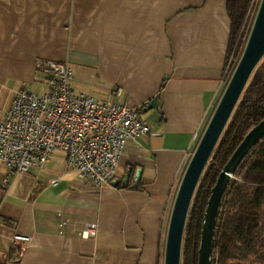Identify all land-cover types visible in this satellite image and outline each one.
I'll list each match as a JSON object with an SVG mask.
<instances>
[{
    "label": "crops",
    "instance_id": "obj_1",
    "mask_svg": "<svg viewBox=\"0 0 264 264\" xmlns=\"http://www.w3.org/2000/svg\"><path fill=\"white\" fill-rule=\"evenodd\" d=\"M227 2L0 0V117L16 90L37 85L43 58L68 63L77 91L141 109L153 128L127 143L117 186L79 178L61 152L6 185L0 163V264H164L178 187L225 88ZM88 223L95 237L82 236ZM15 235L26 240L13 246Z\"/></svg>",
    "mask_w": 264,
    "mask_h": 264
},
{
    "label": "built area",
    "instance_id": "obj_2",
    "mask_svg": "<svg viewBox=\"0 0 264 264\" xmlns=\"http://www.w3.org/2000/svg\"><path fill=\"white\" fill-rule=\"evenodd\" d=\"M35 65L41 75L39 89L25 85L16 90L0 117V163L7 168L3 184L16 174L43 169L56 152L64 154L79 178L95 187L112 184L127 143L150 135L151 124L141 109L77 91L68 63L37 58ZM97 233L98 224L88 223L82 236ZM22 240L26 238L15 235L12 245Z\"/></svg>",
    "mask_w": 264,
    "mask_h": 264
},
{
    "label": "trees",
    "instance_id": "obj_3",
    "mask_svg": "<svg viewBox=\"0 0 264 264\" xmlns=\"http://www.w3.org/2000/svg\"><path fill=\"white\" fill-rule=\"evenodd\" d=\"M255 0H228L231 20L228 64L236 58ZM238 61L240 60L237 57ZM237 61L233 60V65ZM235 63V64H234ZM236 67V65H235ZM231 69H227L225 83ZM141 112V110H140ZM264 119V59L258 65L202 175L189 212L182 264H198L204 215L212 189L245 135ZM222 197L212 251V264L264 262V137L238 166ZM239 179L242 182H239Z\"/></svg>",
    "mask_w": 264,
    "mask_h": 264
},
{
    "label": "water",
    "instance_id": "obj_4",
    "mask_svg": "<svg viewBox=\"0 0 264 264\" xmlns=\"http://www.w3.org/2000/svg\"><path fill=\"white\" fill-rule=\"evenodd\" d=\"M263 57L264 0H261L244 52L220 96L181 179L172 206L164 264H182L185 230L197 187L255 68ZM155 103L156 101L152 100L144 111L153 108ZM263 137L264 119L245 135L220 172L204 215L198 264H212L214 234L222 197L240 163ZM131 171L129 169L127 172L124 186L129 184ZM137 177L139 180L141 174L138 173ZM120 181L115 179L112 185L117 186Z\"/></svg>",
    "mask_w": 264,
    "mask_h": 264
},
{
    "label": "rangeland",
    "instance_id": "obj_5",
    "mask_svg": "<svg viewBox=\"0 0 264 264\" xmlns=\"http://www.w3.org/2000/svg\"><path fill=\"white\" fill-rule=\"evenodd\" d=\"M260 3H261V0H255L254 7H253V9H252V11H251V13H250V17H249V19H248V21H247L246 27H245L244 32H243L241 46L238 48V51H237V55H238L237 57H239V59L241 58V56H242V54H243V52H244V49H245V46H246V44H247V41H248V38H249V35H250V32H251V29H252V26H253V23H254V20H255V17H256L257 11H258V8H259V6H260ZM234 54H235V53L233 52V55L231 56V59H230V61H229V66H228V68L231 69V72H230V74H229L228 80H227L226 83H225V86H226L227 82L229 81V79H230V77H231V75H232L234 69L236 68L235 65L237 66V64H238V62H239L238 59H237V57H236V58L234 57ZM232 59L235 60V61H237V63L235 62L236 64L234 63L235 65H233V62H232V64L230 65ZM263 59H264V57H263ZM263 59L259 62L258 65H260V64L262 63ZM258 65H257V66H258ZM225 86H224V87H225ZM33 88H34V89H35V88H38V85L34 86ZM38 89H39V88H38ZM223 90H224V89H223ZM16 175H17V174H16ZM16 175L12 176L11 179H10V181H12ZM17 177H20V175L17 176ZM17 177H16V178H17ZM178 188H179V187H178ZM253 260H254L253 258H252V259H249V261H246L245 264H260V263L254 262ZM262 264H264V262H263Z\"/></svg>",
    "mask_w": 264,
    "mask_h": 264
}]
</instances>
